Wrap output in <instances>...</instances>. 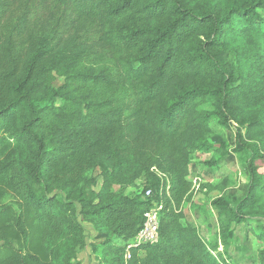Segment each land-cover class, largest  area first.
Returning a JSON list of instances; mask_svg holds the SVG:
<instances>
[{"label":"trees","instance_id":"16d2710c","mask_svg":"<svg viewBox=\"0 0 264 264\" xmlns=\"http://www.w3.org/2000/svg\"><path fill=\"white\" fill-rule=\"evenodd\" d=\"M261 10L264 0H0V264H81V218L101 264H264V231L256 257L245 238L228 262L184 211L214 116L248 153L242 197L224 194L227 178L212 187L224 251L264 219ZM154 202L159 239L127 258Z\"/></svg>","mask_w":264,"mask_h":264},{"label":"rangeland","instance_id":"374dc122","mask_svg":"<svg viewBox=\"0 0 264 264\" xmlns=\"http://www.w3.org/2000/svg\"><path fill=\"white\" fill-rule=\"evenodd\" d=\"M261 13L264 15V10H261ZM62 83L63 79L58 78L57 86ZM210 126L216 136L209 141L213 148L208 151H198L192 155L191 179L194 185V198L192 202L184 205L186 219L198 227L200 235L212 249L216 243H220L218 251L222 252L228 262H233L235 246L238 243L240 245L245 238L250 242V252L256 257V253L262 248V242L258 236L264 231V219L254 218L244 225L241 228V238L235 242V238L231 236L230 245L226 251L221 244L220 228L212 202L223 193L212 187L221 186L227 178L229 186L225 189L224 194L235 193L236 196L242 197L247 191L249 182L248 153L234 151L236 147L234 126L232 129H226L219 124L218 119L214 116L211 118ZM211 162L214 163L211 164ZM93 174L97 176L99 172L95 171ZM100 183L101 180L98 179L94 187L95 190L99 189ZM143 185L144 178L138 180L135 187L126 189V193H139ZM114 189L120 190V187L115 186ZM81 221L86 228L88 245L79 252L77 259L81 264H101L100 240L95 237L96 232L93 224L83 218ZM116 242L124 244L121 239H117ZM218 251L216 250L215 253ZM244 255L245 252H240V256Z\"/></svg>","mask_w":264,"mask_h":264},{"label":"built area","instance_id":"2783aa9c","mask_svg":"<svg viewBox=\"0 0 264 264\" xmlns=\"http://www.w3.org/2000/svg\"><path fill=\"white\" fill-rule=\"evenodd\" d=\"M152 191L148 189L146 191V196H151ZM162 205L154 202L153 206L145 213V220L142 228L138 234L127 244V255L130 257V248L139 246L144 243H154L159 239V229H160V210Z\"/></svg>","mask_w":264,"mask_h":264}]
</instances>
